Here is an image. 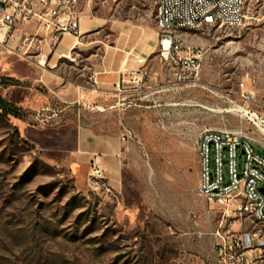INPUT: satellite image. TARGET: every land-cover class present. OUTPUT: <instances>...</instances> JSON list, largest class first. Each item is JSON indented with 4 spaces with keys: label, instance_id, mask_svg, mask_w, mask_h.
<instances>
[{
    "label": "rangeland",
    "instance_id": "374dc122",
    "mask_svg": "<svg viewBox=\"0 0 264 264\" xmlns=\"http://www.w3.org/2000/svg\"><path fill=\"white\" fill-rule=\"evenodd\" d=\"M78 6L158 29L157 0ZM246 14L240 26L182 31L184 50L201 55L197 77L179 82L180 66L158 50L126 73L116 97L89 106L65 103L23 79L30 72L15 62L20 83L0 85L18 110H0V264H224L217 243L244 234L251 235L244 264H264V224L235 212L224 217L221 205L198 192L204 130L242 131L264 142L256 125L264 119V0H246ZM93 46H83L79 57ZM2 50L0 76L12 75ZM89 74L85 69L82 78ZM80 126L123 143L121 178L105 174L109 190L95 185L90 170L73 169ZM255 150L264 152L258 144Z\"/></svg>",
    "mask_w": 264,
    "mask_h": 264
},
{
    "label": "built area",
    "instance_id": "2783aa9c",
    "mask_svg": "<svg viewBox=\"0 0 264 264\" xmlns=\"http://www.w3.org/2000/svg\"><path fill=\"white\" fill-rule=\"evenodd\" d=\"M79 0H0V30L6 29L10 37L0 41L7 52H16L12 36L19 23L37 21L38 28L51 35L52 45L66 35L79 34L81 10ZM247 19L246 0H157V27L159 53L164 60H173L181 68L178 81L195 78L201 69L198 51H185L182 30L196 31L204 27H236ZM30 44L32 36H19ZM144 77L147 73L140 72ZM184 73V75H183ZM259 119L258 116H256ZM256 124V123H255ZM260 131L264 137V119L260 118ZM129 135L122 137L127 140ZM255 144L264 150V142L230 129H206L198 141L200 159L198 192L209 201L224 208V217L235 212L238 217L250 216L264 224V152L255 150ZM213 152V164L211 154ZM238 158L243 159L238 170ZM91 176L97 187L106 185L105 172L92 160ZM250 234L241 238L222 240L217 248L224 264H244Z\"/></svg>",
    "mask_w": 264,
    "mask_h": 264
},
{
    "label": "crops",
    "instance_id": "0c3cea01",
    "mask_svg": "<svg viewBox=\"0 0 264 264\" xmlns=\"http://www.w3.org/2000/svg\"><path fill=\"white\" fill-rule=\"evenodd\" d=\"M17 34L21 37L32 36L31 43H24ZM9 37L6 29L0 30V41ZM12 39L16 52H7L0 45L7 55L4 71L13 72L5 76L21 81L14 73L16 62L30 72L23 79L31 78L44 85L65 103L84 106L116 97L126 73L139 71L159 48L157 28L131 25L82 11L79 34H66L56 45H52L49 32L38 28L35 20L19 23ZM88 45H94V50L84 59L90 60L99 55L96 63L83 64L84 59L79 57V50ZM85 69L90 74L82 78ZM73 72L74 76L71 77ZM122 154L123 143L119 137L80 126L71 160L75 171H91L92 160H95L108 178L117 181L122 175Z\"/></svg>",
    "mask_w": 264,
    "mask_h": 264
},
{
    "label": "trees",
    "instance_id": "16d2710c",
    "mask_svg": "<svg viewBox=\"0 0 264 264\" xmlns=\"http://www.w3.org/2000/svg\"><path fill=\"white\" fill-rule=\"evenodd\" d=\"M19 83L20 81L16 78L5 76V75L0 76V85L4 87L10 86V85H17ZM0 110L2 111V113L7 114V115L9 114L16 115L18 113V110L15 104L3 98L1 94H0Z\"/></svg>",
    "mask_w": 264,
    "mask_h": 264
},
{
    "label": "bare ground",
    "instance_id": "6f19581e",
    "mask_svg": "<svg viewBox=\"0 0 264 264\" xmlns=\"http://www.w3.org/2000/svg\"><path fill=\"white\" fill-rule=\"evenodd\" d=\"M182 31H189V30H182Z\"/></svg>",
    "mask_w": 264,
    "mask_h": 264
}]
</instances>
